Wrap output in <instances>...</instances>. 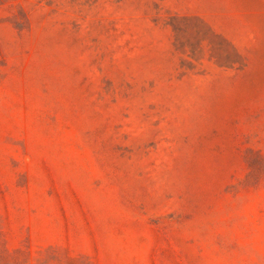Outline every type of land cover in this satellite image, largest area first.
<instances>
[{"label": "rangeland", "instance_id": "obj_1", "mask_svg": "<svg viewBox=\"0 0 264 264\" xmlns=\"http://www.w3.org/2000/svg\"><path fill=\"white\" fill-rule=\"evenodd\" d=\"M0 264H264V0H0Z\"/></svg>", "mask_w": 264, "mask_h": 264}]
</instances>
